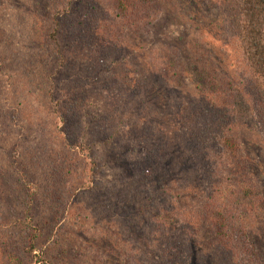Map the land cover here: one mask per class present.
<instances>
[{"label": "trees", "instance_id": "16d2710c", "mask_svg": "<svg viewBox=\"0 0 264 264\" xmlns=\"http://www.w3.org/2000/svg\"><path fill=\"white\" fill-rule=\"evenodd\" d=\"M24 1L20 4L17 0L16 4H20L22 10L30 11L34 24L25 19L23 24L17 19L8 21L13 30H9L5 40L11 42L14 35L17 39L27 36L29 51L37 52L36 56L31 54L29 63L27 57H24L25 61L12 59L25 75L18 86L24 92L28 91L26 87L30 90L36 87L33 90L41 95L48 93L52 99L57 95L56 80L63 81V78L58 79L60 73L70 68L79 70V67L97 73L107 63L101 64L107 57H111L112 64L120 66L114 57L115 51H128L131 45L128 40L126 43L120 41L119 37H129L132 27H139L146 17L148 26H152L167 10L181 15L182 6L187 4L186 0H104L102 4L98 0H77L81 4L79 7H84V14L91 16L85 19V15L76 12L78 7L70 11L74 0L64 4L54 15L49 11L50 4L57 6L54 0ZM221 1L242 65L236 78L228 72L217 73L220 69L217 66L221 67L223 63L219 51L209 41L194 49L190 46L193 42L174 47L167 44L162 53L166 58L161 59L158 66L155 62L137 63L134 58L139 55L137 50L129 53L130 69L118 73L123 85L130 86L133 99L140 96L139 109H152L164 99L174 103L173 111L162 113L164 117L158 119L164 125L174 123V128L168 135L159 132L154 135L150 126L132 125L128 136L131 139L136 136L145 143V155L140 156V160L126 158L127 152L134 150L133 144L125 136L120 137L117 130L101 140L105 143L111 139L113 145L122 144L120 152L112 157L113 164L121 172L116 175V183H111L110 201L105 199V194L97 204L103 208H96L97 214H102L101 218L108 220V227L112 228L108 237L104 235L111 249L106 250V256L98 254L92 264H253L258 260L264 264V199L257 194L263 190L256 185L250 168L252 160L247 156L249 143L246 144L232 104L233 86L251 91L249 100L254 111L247 119L257 120L256 127L264 141V0ZM61 2L57 3L60 5ZM153 9L154 17H150ZM37 18L42 22H37ZM48 23H51L52 31H48ZM86 31L89 39L94 37L93 41L100 40L102 44L96 49V55L92 53L88 58L79 47V44L82 46L79 37ZM62 45L69 46L68 52L64 53ZM50 55H56V58L50 61ZM177 61L184 63L182 70H178ZM171 65L179 71L173 69L177 75L169 70ZM43 71L45 76L37 84ZM186 78L191 79V93L185 91L184 96L175 98L178 88L173 83L185 86ZM118 79L112 78L115 89L122 87ZM72 82L66 84L65 89L72 91L80 101L83 87ZM68 98L69 104L62 106L59 101L54 104V113L66 128L59 132L64 144L62 149L56 148L51 154H46L47 150L41 155L33 154L34 164L30 166L29 162H24L25 158L9 152L19 144L10 143V140V144H2L0 264H80L78 262L83 258L75 255L80 253L78 243L68 237L61 240L57 231L67 219V208L72 203L70 200L65 209L60 206L62 190H66L68 182L63 187L55 185L52 179V175L57 174L67 180L75 173L71 165L76 157L70 156L73 154L69 152L82 147L88 140V132L84 130L76 133L80 136H73L77 103L73 97ZM182 98L187 101L185 107ZM8 115L11 117V113ZM151 119L155 122L154 115ZM4 126L11 129L9 124ZM99 134L104 135L105 131L100 129ZM137 171L146 174L135 175ZM80 177L82 185L72 192L77 201V192L85 194L92 190L90 185L85 187L88 173ZM175 177L178 178L175 180ZM172 180L183 184L179 185L182 191L168 188ZM154 188L156 192L150 194ZM104 190L106 193L105 187ZM140 194L147 197L148 205V201L160 202L154 206L155 211L162 208L161 212L147 211V216L149 213L155 221L145 217L146 212L135 214ZM188 197L193 201L182 206V201ZM246 216L252 220L251 224L244 222ZM77 218L80 221L78 227L85 229L88 224L85 212L78 211ZM138 218L142 222H138ZM141 223L143 229H140ZM71 224H74L73 220L66 223V233L71 232ZM126 227L131 234L125 231ZM133 236H136L134 241ZM138 237L140 239L136 240ZM256 251L257 255L254 254Z\"/></svg>", "mask_w": 264, "mask_h": 264}, {"label": "rangeland", "instance_id": "374dc122", "mask_svg": "<svg viewBox=\"0 0 264 264\" xmlns=\"http://www.w3.org/2000/svg\"><path fill=\"white\" fill-rule=\"evenodd\" d=\"M16 1L17 0H0V158L3 159L4 157V147H2V144L9 143V140L10 143L19 144V147L16 145L11 151H9L10 154H15L14 152H16L17 156L25 158L24 162H29L30 166L31 164H34L32 163L33 154L41 155V153H45L46 150L48 152L46 154H51V152L54 153L56 151V148L62 149L64 144L61 141L62 135L59 132L66 128L54 113V104L58 101L62 106H64L65 103L69 104V101H67L69 96L76 100V120H74L72 125L73 136L75 137L74 134L84 130L88 132V140L82 147H75L69 152V154H73L70 156L76 157V164L74 163L71 165L75 173L73 172L67 180L63 177L60 178L57 174L52 175V179L56 182L55 185L61 184L64 187L66 182H68V186L65 187L66 190H62V199L59 202L60 206L62 208L66 207L70 200L72 203L67 208L68 215L66 216H68V221L67 219L63 221V224L57 231H59L61 235V240L64 237H68L71 241L73 240L78 243L77 248L80 253L75 255L83 256L82 260L78 263L92 264L98 254L99 256H106V250L111 249L108 241L104 240V235H107L108 237L112 228L108 227V220L101 218L102 214H97L96 208H103L102 205L97 207V204L100 200L104 199L105 194V199L110 201L111 183H116V175L121 172V170L117 169L116 165L113 164L112 157L116 152H120L119 150L122 147V144L113 145L111 144V139L105 143L101 140L103 138L105 140L117 130L121 133L120 137L125 136L127 140L129 139L133 144L132 148L134 150L127 152L126 158L140 160V156L145 155V143H143L144 140H137L136 136H134L133 139L128 136L129 131L132 130V125L142 124L140 125L141 128L145 125L150 126L154 135L158 132L166 133L168 135L170 132L169 130L174 128V123L164 125L163 122L158 120L164 117L161 115L162 113L168 114L173 111L174 103L164 99L159 101V103L153 106L152 109H147L146 107L139 109L137 104L139 103L140 96L138 95L133 99L130 86H124V82L118 79V73H120L121 70L125 69V72H127V70L130 69L129 64L127 63L129 61V53L136 52L137 50L139 51V55L134 58L137 63L140 62V65L155 62V66H158V64H160L159 61L166 58L162 53L167 49V44L168 46L174 47L182 45L185 42V44L190 45V42H193V45L190 46L191 49H194L197 47L200 48L202 44L209 41V43L215 45L217 51H219L221 57L220 60H222L223 63V66L220 67L216 65L215 61V66L220 68L216 70L217 73L227 74L228 72L232 78H236L238 72H241L240 69L242 65H240L239 54L237 53L236 44L233 39L234 33L231 31V28L229 29L227 27L226 12L221 0H186L187 4L186 6H182L181 15L178 12L174 13V11L167 10L152 26H148L150 23L147 22L148 17H146L142 23L139 24V27L136 26L135 29L132 27L129 37L126 39L119 37L120 41L125 40L124 42L126 43V40H128L131 45L128 51L124 49L121 52L115 51L114 57H117L120 66L112 64L111 57H107L101 61V64L105 62L107 63H105L97 73L93 70L87 71L86 69H80V67L79 70L78 68L66 69L64 71L66 73L62 72L64 73V76L60 73L58 79L63 78V81L59 82L56 80L57 95L55 99H52L49 97L48 93L41 95L39 91L36 92L33 90L36 87L32 88V85H30L32 89L30 90L26 87L28 91L25 92L24 89L21 90L18 86V83L25 75L23 74L24 71L19 69L20 66L18 67V65L13 64L12 59L18 58L24 59L25 61L24 57H27L26 60H28L29 63L31 61V54L36 56L37 51H29L27 36H21L17 39L16 35H14V38H11V42L5 40L9 30H13L11 26H8L10 25L8 21L17 19L20 24H23L22 20L25 19L31 25L34 24L30 11H24L21 9L20 4H23L22 2L25 1L19 0L20 4H16ZM27 1L32 2V0ZM54 1H56L57 6H51L50 4L49 7V11L53 15L59 10V8H63L64 4L68 2L70 3V0H61L62 2L59 5V3H57L59 0ZM98 2L102 4L104 0H98ZM79 6H81L79 1L74 0L72 5L70 4V11H75L74 9L78 7L76 12L81 13L80 15H85V19H90L91 16L87 13L84 14V7ZM25 12L28 13L27 16L25 15ZM154 12V9L150 11V17H154ZM109 13L111 14V9L109 10ZM48 21L52 22L51 20ZM37 22L41 23L42 21L40 18H37ZM52 29L53 27L51 23H48V31H52ZM127 32L128 30H126L125 36L127 35ZM95 34L96 36L98 35V33ZM88 35L89 34L86 31L84 35H80L79 37L83 46L82 47L79 44V47L82 49V54H84V57L86 58L92 53L96 55V49L98 46L102 45L100 44V40L93 41L94 37L92 40L89 39ZM62 47L64 53L68 52L69 46L62 45ZM211 56L212 55H210V57ZM49 58L51 61L56 58V55H50ZM7 62L8 65H5ZM178 63L180 62L177 61V64ZM178 65V70H182L184 63ZM171 68L169 69L171 73L177 75L175 71H173V69L176 70L175 67L171 65ZM176 72L179 71L176 70ZM42 76H45L44 71L41 73L40 80L37 84H40V81H42ZM111 76L118 79L119 85H122L121 88L115 89L113 87V77ZM68 77L71 78L70 81L67 80ZM185 80L187 81L184 84L185 86H177V84L173 83V85L178 88V90H176L175 98L184 96L185 91H191V79L186 78ZM72 81L83 87L82 99L80 101L78 96L74 97L72 91H67L65 89L67 86L66 84L73 83ZM234 82H236V79H234ZM236 88L237 90L234 92V89ZM240 88L233 86L232 89V95L234 96L232 102L233 110H235L238 115V122H240V128L243 129V136L245 140L248 141H246V144L249 143L247 156L252 160L250 168L253 171L257 183L256 185L259 186L260 190H263V193L259 191L257 194H260L264 199L263 136L260 135L259 130L257 129L258 127H256L257 120L252 121V117L251 119H247L249 118L250 113L254 111L253 104L249 100L252 96L251 91L248 88ZM175 98L172 99L174 102L176 101ZM182 99L184 100L182 102L183 107L187 106V101L184 98ZM156 102L157 101H155V103ZM16 112L17 114H15ZM8 113H11V117ZM153 115L155 116V122L151 119ZM167 121H169V118ZM6 124L11 125V129H6L4 126ZM103 125L105 127H102ZM100 129L105 131L104 135L99 134ZM23 131L26 137L21 133ZM76 135L80 136L78 134ZM99 136L101 139H98ZM170 142H172V139H170ZM37 143L40 145H37ZM157 144L159 145L158 142ZM138 170H140V168H138ZM85 172L89 175V178L86 177L88 183L85 184V187L90 185L92 186V190L91 192H85V194L77 192L79 196L77 201L76 197H72V192H74L75 189L80 188L82 185L80 175H83ZM143 172L141 173L137 171L135 175L141 176ZM91 173L93 174V177H91ZM176 178L178 177H175V180ZM179 185L183 184L172 180L169 182L170 187L168 188L174 189L175 187L179 192L182 191L179 189ZM104 187L107 190L106 193ZM154 192H156V188L150 190V194ZM141 194L138 198L137 205L139 206H137L135 214L146 212L144 215L146 217L147 211L155 214L159 211L161 212L162 208H158L155 211L156 207L154 206V204H159V201L156 203L148 201L150 202L148 205L146 202L147 197ZM192 201L193 199L188 197L185 201H182V206L184 204L188 205ZM78 211H84L86 218L88 219V224L85 229H80L78 227L80 222L77 218ZM149 213L147 218L149 217V220L153 219L155 221L156 219L150 217ZM136 216L140 215H134V217ZM140 217L145 220L142 216ZM241 217L244 218V215ZM69 220H73L74 224L70 225L71 232H67V234L64 231V227ZM138 222H142L140 218H138ZM244 222L251 224L252 220L246 216V221ZM127 224L128 223H125V226H127ZM143 225L144 224L141 223L140 229H143ZM125 231L128 234H131L127 227L125 228ZM135 237L136 236H133V241L135 240ZM139 239L140 238L138 237L136 240ZM139 245L140 244L136 245V247ZM254 254L257 255V251ZM262 263L263 261L258 260L256 263L254 261L253 264Z\"/></svg>", "mask_w": 264, "mask_h": 264}]
</instances>
